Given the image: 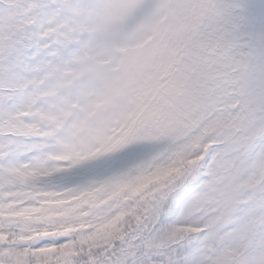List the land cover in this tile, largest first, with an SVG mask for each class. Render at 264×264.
<instances>
[{"label": "snow or ice", "instance_id": "1", "mask_svg": "<svg viewBox=\"0 0 264 264\" xmlns=\"http://www.w3.org/2000/svg\"><path fill=\"white\" fill-rule=\"evenodd\" d=\"M101 8L100 0H0V177L54 152L70 99L64 70ZM215 8L208 39L228 68L242 67L213 82L182 166L97 209L83 230L38 237L0 217V264H264V0ZM153 151L134 144L59 179L106 177Z\"/></svg>", "mask_w": 264, "mask_h": 264}, {"label": "rangeland", "instance_id": "2", "mask_svg": "<svg viewBox=\"0 0 264 264\" xmlns=\"http://www.w3.org/2000/svg\"><path fill=\"white\" fill-rule=\"evenodd\" d=\"M191 1L100 0L102 8L88 27L89 40L74 64L64 70L70 99L57 125L62 135L54 152L35 160L29 169L21 166L9 176L0 177V184L16 186L13 197L37 183L48 186L54 178L80 169L81 161L88 164L86 158L92 157L95 146L140 115L146 104L140 97L171 73L168 68L174 50L185 41L190 45L188 38L201 27L199 20L184 23L182 18L184 7ZM240 67L238 61L231 68L226 64L217 71L215 62L211 65L208 100L213 82ZM124 140L119 145L111 142L108 149L114 154ZM70 159L69 164L62 165ZM231 252L226 250L224 254Z\"/></svg>", "mask_w": 264, "mask_h": 264}, {"label": "trees", "instance_id": "3", "mask_svg": "<svg viewBox=\"0 0 264 264\" xmlns=\"http://www.w3.org/2000/svg\"><path fill=\"white\" fill-rule=\"evenodd\" d=\"M203 40L210 49H204L191 62L183 58V65L177 71L183 78L170 79L165 84L167 99L159 98L152 103L155 108L164 112L163 115L142 118L134 131H130L134 136L125 148L134 144L151 145L154 146L153 152L125 169L110 173L109 177L90 178L87 181H90L88 186L85 184L79 187L71 183L56 182L43 189L27 187L22 191L24 199L29 202V205L25 206L29 207L28 211L24 216L12 220L31 228L35 236L83 230L91 226L97 209L110 202L119 201L125 195L133 196L149 185L160 184L173 175L182 166L185 154L190 151L184 148V144H178L196 124L195 111L201 107L200 96L197 95L196 105L189 109L179 88L182 89L184 83L192 77L205 72L212 56L215 55L214 50L219 52L216 42L208 39V36H204ZM187 86L188 84L182 90L195 94L192 91L195 86L190 85L188 89ZM176 146V153H172ZM162 158L165 162L157 165V161ZM133 173L137 175H132ZM12 193L0 191V200L12 199ZM78 193H81L78 198L74 197ZM30 200L33 202L31 203ZM5 206L0 204V211H3ZM119 219V217L115 218L114 222L118 223ZM222 258L225 261L230 260L232 252L223 254Z\"/></svg>", "mask_w": 264, "mask_h": 264}]
</instances>
